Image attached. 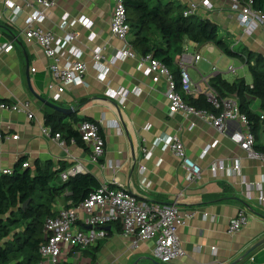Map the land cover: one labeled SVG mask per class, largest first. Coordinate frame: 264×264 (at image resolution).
<instances>
[{
    "label": "crops",
    "instance_id": "0c3cea01",
    "mask_svg": "<svg viewBox=\"0 0 264 264\" xmlns=\"http://www.w3.org/2000/svg\"><path fill=\"white\" fill-rule=\"evenodd\" d=\"M8 1L20 8L21 14L16 19L14 11L6 7ZM53 1L54 5L45 11V18L34 26L51 31L57 38L65 32L78 33L72 44L78 54L66 50L60 62L80 60L85 63L84 83L68 86L60 100L54 101L53 92L47 89L51 77L46 75L52 59L46 57L37 43L28 42L24 35L27 17L33 9L42 10V7L24 0H0V45H11L9 51L0 52V99L7 104L27 102L32 114L28 118L25 113L0 109V168L12 171L21 157H26L31 167L39 161L52 163L53 169L63 167L67 170L80 163L82 173L92 174L100 184L121 185L138 199L148 202H175L186 216L185 223L177 231L185 253L170 262L161 263L153 257L154 240L134 243L133 237L121 235L120 224L115 221L107 225L111 233L96 245L85 249L65 248L60 256L63 263L264 264V205L257 198V188L264 192V163L248 157L229 138L233 132L246 127L237 121H228L224 133H219L201 117L170 112L163 77L155 81V74H147L139 58L117 59L111 63L122 47L110 28L112 0ZM166 1L170 0H163ZM171 1L185 8L190 3L206 1L210 7L201 6L193 15L212 21L219 35L228 38L232 47L244 46L264 57V26L246 31L232 1ZM65 16L69 21L83 17L89 24L84 26L76 22L62 29L60 25ZM91 32L95 33L94 37L90 36ZM96 49L100 50L101 63L107 67L104 79L97 77ZM184 51L201 57L187 65L193 90L186 95L198 97L213 93V77L217 75L229 83L238 78H243L248 85L252 83L251 75L249 79L246 76L227 77L231 72L229 67H233L228 62L235 58L226 56L212 43L197 45L185 41L181 53L172 54L170 71L179 70ZM236 71L234 68L232 73ZM111 91H126L127 95L120 102L110 95ZM179 94L182 97L184 93L179 91ZM38 97L70 109L69 114L62 116L64 121L71 113H76L80 119L89 118L99 123L105 141L104 154L92 161L90 150L84 144L78 145L71 139L61 146L52 134H44V115L54 111ZM225 98L235 97L227 95ZM246 99L249 110L260 120L252 134L254 150L261 152L264 149V119H260V115H264V110L257 98L246 94ZM166 135L176 136L188 157L200 166L201 173L194 181H187L186 170L172 152L154 146L155 138ZM237 161L239 170L229 175L210 170L214 163L231 169ZM57 183L62 181L57 178ZM62 203V198L57 199L55 207ZM241 207L248 209L247 221L236 233H228L230 220Z\"/></svg>",
    "mask_w": 264,
    "mask_h": 264
},
{
    "label": "built area",
    "instance_id": "2783aa9c",
    "mask_svg": "<svg viewBox=\"0 0 264 264\" xmlns=\"http://www.w3.org/2000/svg\"><path fill=\"white\" fill-rule=\"evenodd\" d=\"M35 6H41V9H33L32 13L26 19V28L24 30L25 38L28 42L37 43L43 50L46 57L51 58L52 62L46 69V75L51 77L47 84V89L53 92L52 99L60 100L61 94L65 89L73 84H83L86 65L80 60H60L67 50L70 54H78V50L72 45L78 37L77 32H65L57 38L51 31H45L35 27V23H40L45 18V11L54 5L53 0H24ZM233 8L239 11L240 21L246 31L252 30L260 25L264 26V13L252 7L251 1L241 3L239 0H230ZM113 10L111 17V32L122 42V47L116 58L111 60L114 63L117 59L125 60L127 58H139L140 66L147 74H155L154 80L163 77L166 82L165 97L168 100V110L170 112H181L183 114H194L205 119V121L216 129L219 133H224L228 121H237L244 125L245 130L233 132L229 138L245 151L248 157L255 158L264 163V153L254 150L255 138L248 126V120L245 114L240 112L239 105L235 98H223L219 100L216 93L204 94L212 105L219 109L218 114L196 110L187 105L179 91L176 90L175 81L169 69L159 60L152 57L151 54L145 56L138 55L129 44L128 38L130 27L126 20V10L124 0H112ZM204 6H210L206 1L201 4L190 3L184 9L183 15L190 16ZM8 10L15 13L14 19L21 14L20 8L14 3H6ZM88 26L86 19L79 18L69 21L65 16L60 27L66 29L69 25L75 23ZM91 37L95 36L91 32ZM11 45L6 43L0 45V52H7ZM199 54H191L184 51L180 57V87L181 92L189 94L193 90V82L187 72V65L191 61H198ZM100 50L94 51L95 68L98 70L97 77L104 79L107 73V67L101 63ZM231 72L233 67H229ZM34 72L35 68H31ZM198 92H201L199 90ZM110 95L116 97L120 102L127 95L126 91H111ZM0 109H8L20 113H25L28 118L32 114L29 112V103L4 104L0 103ZM264 119V115H260ZM76 130L83 144L90 150V159L97 161L105 150V141L100 133L99 123L89 120L80 121L76 125ZM44 134H51L50 128H43ZM59 145L64 146V140L59 134L53 135ZM14 139L17 136L13 137ZM154 146L162 151H170L180 161L186 170V179L189 182L194 181L201 169L198 164L193 162L187 155L182 142L171 135L155 138ZM206 153V150L204 151ZM28 163H23L22 167H27ZM211 172H224L229 175L230 172L239 170V163L234 162L231 169L221 164H212ZM9 169L0 168V174H10ZM83 168L77 163L67 170L58 174L60 181H67L76 174L82 173ZM258 191V202L264 205V192L260 188ZM72 193L66 191L63 197L70 196ZM71 201L62 203L55 207V216L48 217L44 223L45 241L40 245V260L36 264H64L60 256L65 248L85 249L96 245L107 235L106 227L109 223L119 222L121 235L125 238H134V243L138 241L154 240L152 250L153 257L161 263L170 262L184 255L185 251L181 246L178 237V228L185 223L186 216L181 213L175 202L170 204H160L138 199L135 195L128 192L121 185L114 187L109 184H101L99 188L89 193V195L76 206L69 205ZM80 213L82 217L80 219ZM248 216L246 207L239 208L236 216L230 220L228 233H236L245 225Z\"/></svg>",
    "mask_w": 264,
    "mask_h": 264
},
{
    "label": "trees",
    "instance_id": "16d2710c",
    "mask_svg": "<svg viewBox=\"0 0 264 264\" xmlns=\"http://www.w3.org/2000/svg\"><path fill=\"white\" fill-rule=\"evenodd\" d=\"M239 1H251L254 9L264 13V0ZM124 6L130 27L128 41L140 56L151 54L169 69L172 54L181 53L182 44L190 41L197 45L212 43L226 56L237 58L246 65L252 77L251 85L243 78L229 83L217 75L213 77L212 88L219 100L227 95L235 97L240 112L247 117L250 131L255 132L260 120L249 110L246 94L257 98L264 110V57L260 53L244 46L232 47L228 38L219 35L212 21L195 15L184 16L186 8L174 1L124 0ZM170 72L176 90L180 91V71ZM182 98L196 110L214 114L220 111L204 94L198 97L183 94ZM0 103L7 104V101L0 99ZM62 116L65 115L57 111L46 113L43 125L50 128L52 135L59 134L66 142L73 139L83 145L75 124L89 118L80 119L76 113H71L64 121ZM26 161V157H21L10 174H0V264H36L40 260V245L45 241L44 223L48 217L55 216L57 199L62 198L65 203L70 200L66 206H76L101 185L90 173H79L57 183L63 167L53 169L52 163L39 161L32 167H22ZM66 191L72 194L63 197ZM110 233L108 230L106 236Z\"/></svg>",
    "mask_w": 264,
    "mask_h": 264
},
{
    "label": "rangeland",
    "instance_id": "374dc122",
    "mask_svg": "<svg viewBox=\"0 0 264 264\" xmlns=\"http://www.w3.org/2000/svg\"><path fill=\"white\" fill-rule=\"evenodd\" d=\"M155 1V0H154ZM229 64H231V66H233L234 68H236V73H232V72H228V74L226 75L227 77H241V76H246V79H249L250 74L248 72L247 66L242 64L238 59H232L230 62H228ZM228 64V65H229ZM227 65V66H228Z\"/></svg>",
    "mask_w": 264,
    "mask_h": 264
},
{
    "label": "water",
    "instance_id": "95a60500",
    "mask_svg": "<svg viewBox=\"0 0 264 264\" xmlns=\"http://www.w3.org/2000/svg\"><path fill=\"white\" fill-rule=\"evenodd\" d=\"M38 100H39L41 103H43L45 106L51 108V109L54 110V111L59 112L61 115H67V114H69V113L71 112L70 109H68V108H64V107H62V106H60V105H58V104H55V103H53V102H50V101L47 100V99H44V98H42V97H38ZM24 207H25V205H24ZM106 230H107V231L109 230V227H108V226L106 227Z\"/></svg>",
    "mask_w": 264,
    "mask_h": 264
}]
</instances>
